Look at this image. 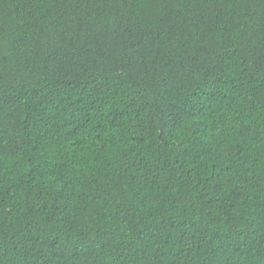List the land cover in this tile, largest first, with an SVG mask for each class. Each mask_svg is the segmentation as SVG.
I'll list each match as a JSON object with an SVG mask.
<instances>
[{"label": "trees", "instance_id": "trees-1", "mask_svg": "<svg viewBox=\"0 0 264 264\" xmlns=\"http://www.w3.org/2000/svg\"><path fill=\"white\" fill-rule=\"evenodd\" d=\"M0 264H264V0H0Z\"/></svg>", "mask_w": 264, "mask_h": 264}]
</instances>
